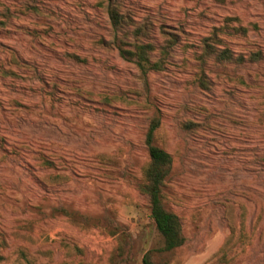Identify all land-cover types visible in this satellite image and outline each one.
Masks as SVG:
<instances>
[{
	"label": "rangeland",
	"instance_id": "1",
	"mask_svg": "<svg viewBox=\"0 0 264 264\" xmlns=\"http://www.w3.org/2000/svg\"><path fill=\"white\" fill-rule=\"evenodd\" d=\"M138 42L159 67L121 55ZM256 50L264 0H0V264H264ZM155 119L170 251L143 192Z\"/></svg>",
	"mask_w": 264,
	"mask_h": 264
},
{
	"label": "trees",
	"instance_id": "2",
	"mask_svg": "<svg viewBox=\"0 0 264 264\" xmlns=\"http://www.w3.org/2000/svg\"><path fill=\"white\" fill-rule=\"evenodd\" d=\"M114 25L120 23L117 14L112 11ZM135 50L120 48L121 55L130 60L136 61L137 65L143 72L149 68L159 67V63L149 64L148 53H153L155 48L152 43H136ZM208 56L214 55L217 60H233L234 53L228 47H219L214 44L205 46ZM249 60L253 62L264 60V50H256L248 55ZM246 56L242 55L238 60L246 61ZM160 125V120L152 121L146 137V145L149 151L150 164L146 170L147 182L143 185V192L149 200L151 218L153 219L157 230L165 239V250H173L181 247L186 242V237L182 229V221L178 214L168 210L163 202V187L172 172L173 157L165 149L154 144L155 131Z\"/></svg>",
	"mask_w": 264,
	"mask_h": 264
}]
</instances>
